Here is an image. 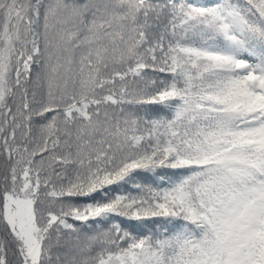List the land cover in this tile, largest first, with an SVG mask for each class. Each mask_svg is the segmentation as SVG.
<instances>
[{"label":"snow or ice","instance_id":"snow-or-ice-1","mask_svg":"<svg viewBox=\"0 0 264 264\" xmlns=\"http://www.w3.org/2000/svg\"><path fill=\"white\" fill-rule=\"evenodd\" d=\"M0 264H264V0H0Z\"/></svg>","mask_w":264,"mask_h":264},{"label":"trees","instance_id":"trees-1","mask_svg":"<svg viewBox=\"0 0 264 264\" xmlns=\"http://www.w3.org/2000/svg\"><path fill=\"white\" fill-rule=\"evenodd\" d=\"M140 231L143 232L144 234H147L148 231H149V229H147V228H141Z\"/></svg>","mask_w":264,"mask_h":264}]
</instances>
